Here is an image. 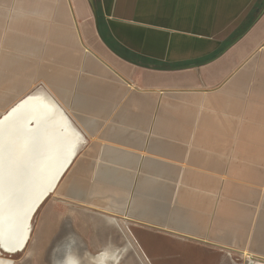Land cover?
<instances>
[{
  "label": "crops",
  "instance_id": "1",
  "mask_svg": "<svg viewBox=\"0 0 264 264\" xmlns=\"http://www.w3.org/2000/svg\"><path fill=\"white\" fill-rule=\"evenodd\" d=\"M42 50L37 78L85 139L53 194L59 250L264 260V0H0V116Z\"/></svg>",
  "mask_w": 264,
  "mask_h": 264
},
{
  "label": "bare ground",
  "instance_id": "2",
  "mask_svg": "<svg viewBox=\"0 0 264 264\" xmlns=\"http://www.w3.org/2000/svg\"><path fill=\"white\" fill-rule=\"evenodd\" d=\"M66 113L45 89L39 87L17 100L0 116V132L7 134L0 141V177L3 176L5 182H12L16 197L7 214L21 223L14 226L21 232L11 242H5V231L0 230V241L4 246L1 251L6 254L16 256L25 252L35 230L33 224L38 211L57 192L85 141ZM0 221L5 224L8 219L0 214ZM73 244L70 240L61 247L56 264H81L75 257L79 252ZM241 253L248 262L264 264V260L247 250ZM99 259L106 264L114 257L103 253ZM15 262L0 257V264Z\"/></svg>",
  "mask_w": 264,
  "mask_h": 264
},
{
  "label": "rangeland",
  "instance_id": "3",
  "mask_svg": "<svg viewBox=\"0 0 264 264\" xmlns=\"http://www.w3.org/2000/svg\"><path fill=\"white\" fill-rule=\"evenodd\" d=\"M11 7V6H10ZM12 9V8H11ZM82 43L84 46L87 47V44L84 42L83 38H82ZM38 58H32L31 60H29L31 63H36V67L32 68L33 71L37 72L35 74V81L33 82L34 84L32 85V89H38L39 87H42L43 89H45L46 91H51L50 88L46 85L45 81L41 78H37L38 77V72H44V67H43V50L42 51H38ZM87 59V55L84 58V61H79V69L83 70L85 68V62ZM87 67V66H86ZM70 69L72 70H76L75 67H70ZM32 70H28L27 72H30ZM83 72V73H82ZM81 74L83 75H87L88 73L85 71H82ZM82 75V77H83ZM71 77L70 82L68 83L70 85V90L72 92V98L73 97H77L80 94L79 91V83H75L74 81H72L73 77ZM81 77V78H82ZM54 204H55V200L54 197L51 196L45 203L44 206L42 207L41 210L38 211V215L36 216V219L34 221L33 224V229L34 233L32 234L30 240L27 243V248L25 250V252L23 254H19L16 256H11L7 257L5 255H0V257H4L7 259H12L13 261H16V264H52L53 260H56L54 264H56V262L58 261L56 258L59 257V247L61 246V242L63 239V237L61 235H57L56 232V228H55V224H54V216H55V212H54ZM45 221H50L51 224H49V228H51V230L46 231L44 228H42V225ZM43 229L46 231H43ZM129 247H133V249H131L122 259V262H120V254H117L115 252H113L112 255L114 257V260H107L106 264H150V262L143 257V255L140 254V252L137 250L136 246H133L132 242L129 241ZM58 249V252H57ZM205 249H209L208 247H205ZM109 251V250H107ZM106 252V251H104ZM110 252V251H109ZM108 255L109 253L106 252ZM103 254V252L101 253ZM99 254V256L101 255ZM80 254L76 253L75 257L77 259L80 260L81 264H84L83 259H81L82 256H79ZM234 261L237 264H249L247 258L245 255L238 254V253H234ZM99 256H91L90 260L92 263L94 264H102L100 262ZM96 257V258H94ZM51 258H53V260H51ZM179 255L177 253H174L172 255V260L176 261L178 260ZM120 260V261H119Z\"/></svg>",
  "mask_w": 264,
  "mask_h": 264
},
{
  "label": "water",
  "instance_id": "4",
  "mask_svg": "<svg viewBox=\"0 0 264 264\" xmlns=\"http://www.w3.org/2000/svg\"><path fill=\"white\" fill-rule=\"evenodd\" d=\"M6 135H7L6 132L1 131L0 137L1 136L2 137L0 138V141L2 139H4ZM2 177H0V214L2 215V218L8 219V221L5 224L1 223V221H0V230L4 229V231H5L4 238L6 239L5 242L8 243V242H11V240L17 238L18 234H20L21 231L19 230L20 232H18L14 228V226L18 227V225H20L21 223L18 221H15L11 216H9L7 214L8 211H10V209L13 208L14 202H16V199L14 201V198H16L15 193L12 192V190L15 186L12 185V182H9V183L5 182L4 181L5 179ZM3 247L4 246L2 245V242L0 241V255H5V256L11 258L12 254L11 255L6 254L5 252L1 251V248H3ZM249 264H254V263L249 261Z\"/></svg>",
  "mask_w": 264,
  "mask_h": 264
}]
</instances>
